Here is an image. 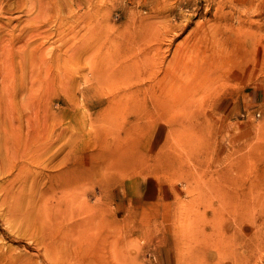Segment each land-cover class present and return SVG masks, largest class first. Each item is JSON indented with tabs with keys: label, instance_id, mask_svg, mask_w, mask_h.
Returning a JSON list of instances; mask_svg holds the SVG:
<instances>
[{
	"label": "rangeland",
	"instance_id": "rangeland-1",
	"mask_svg": "<svg viewBox=\"0 0 264 264\" xmlns=\"http://www.w3.org/2000/svg\"><path fill=\"white\" fill-rule=\"evenodd\" d=\"M263 125L264 0H0V264H264Z\"/></svg>",
	"mask_w": 264,
	"mask_h": 264
},
{
	"label": "bare ground",
	"instance_id": "bare-ground-1",
	"mask_svg": "<svg viewBox=\"0 0 264 264\" xmlns=\"http://www.w3.org/2000/svg\"><path fill=\"white\" fill-rule=\"evenodd\" d=\"M160 2V1H159ZM162 2V1H161ZM161 7V6H160ZM163 7V6H162ZM161 7V8H162ZM156 11H158V10H156ZM160 12V11H159ZM149 13V12H148ZM153 15V14H152ZM149 17V16H148ZM147 17V18H148ZM156 17V16H155ZM149 19V18H148ZM152 19V18H151ZM153 20V19H152ZM151 20V21H152ZM171 22H168L167 23V25H169ZM185 24V23H184ZM167 28V27H166ZM169 29V28H168ZM180 29H181V27H180ZM165 30H167V29H165L164 28V31ZM169 31H170V29H169ZM192 31V30H191ZM166 32V31H165ZM149 33V32H148ZM169 33V32H168ZM180 33L178 32V34H174V37H177V35H179ZM193 34V33H192ZM155 36V35H154ZM157 36H158V34H157ZM164 36H165V34H164ZM159 37V36H158ZM161 37V36H160ZM172 37V36H171ZM163 38H161V40H162ZM166 40V39H165ZM168 40V39H167ZM168 42H170V41H168ZM172 42V41H171ZM164 44V43H163ZM205 44L206 45H210V42H208V41H205ZM192 47L191 48H193V44L191 45ZM164 47V46H163ZM198 49H200V47H198ZM207 49V48H206ZM206 49H204V50H206ZM153 50V48H150L148 51H147V53H145L146 55H147V57H149V53L151 54V51ZM137 56V55H136ZM143 56V55H142ZM140 57V56H139ZM135 59H136V57H135ZM137 59H138V57H137ZM141 59V58H140ZM150 60V59H149ZM135 61V60H134ZM164 61V60H163ZM138 62H139V59H138ZM195 67V66H194ZM188 70V69H187ZM194 72H192V73H190V69L188 70V73L186 74V76L187 75H189V76H191V74H193ZM152 74H153V72H152ZM156 76H158V75H156ZM168 76H170V79H172V82H171V80L168 82V83H170L171 82V87L173 88V80H175V77L173 76V77H171V75L167 72H165V74H164V77H162V75L159 77V78H157V80L155 79V80H153L152 82H149L150 84L149 85H147V89H148V91H150L151 89H153V88H158V89H160V90H164L163 92H165V90L167 89L166 88V83L167 82H165V81H167V80H165L164 81V78L166 77H168ZM193 76V75H192ZM169 78V77H168ZM159 79V80H158ZM163 79V80H162ZM175 82H176V80H175ZM163 86V87H162ZM174 86H175V89H172L171 90V94H166V95H177V85L176 84H174ZM170 87V88H171ZM190 87H192V86H190ZM183 88V87H182ZM195 88V87H194ZM192 88V89H188V91H187V93H188V95H193V93L195 94L197 91H196V89L197 88ZM139 89V88H138ZM138 89H134V91L133 92H138V91H140V90H138ZM136 90H138V91H136ZM196 92H195V91ZM144 91H146V88L144 89ZM170 91V90H169ZM147 92V91H146ZM167 92H168V90H167ZM134 93V94H135ZM150 93H151V91H150ZM173 93V94H172ZM181 93V92H180ZM137 94V93H136ZM162 95H165V93L164 94H162ZM163 97V96H162ZM168 97V96H167ZM172 98V97H171ZM173 99V98H172ZM176 99V98H175ZM163 100H165L164 98H163ZM174 100V99H173ZM183 100H184V98H183ZM182 100V101H183ZM174 102V101H173ZM159 103H161V102H158V104ZM164 103V104H163ZM145 104V103H144ZM174 105H175V103H173ZM173 104H170V106L169 107H167V104H165V101L164 102H162L161 104H159V106H160V109L162 110L164 107H165V109H163L162 111H166L167 110V112H165V119H167V122H168V124L170 125V127H172V129H170V130H168V132H166V134H165V136H164V138L162 139V141L160 142V144L158 145V144H156V145H153V146H147V143L146 144H144L146 141L144 140V139H142V137H143V135H141L140 134V131L141 130H138L137 131V129L135 130V132H134V130H132L133 132H132V134H135V137L137 138V140L139 141V142H141V143H143V147L142 148H147L148 147V149H149V152H150V160L151 161H149V159H147V157H145L144 155H143V153L141 152V154L140 155H137V157H136V159H134V158H132L134 161V164H136L137 163V166H139V165H142L143 163L145 164H148V162H151V165L152 166H154L155 168H165L164 170L166 171V169H169V171H171V169H170V167L171 168H173V166H176L175 164H179V161L177 160V158H178V156H179V154L178 153H176V150H175V148H177V146H181L182 148H184V149H187V153L188 152H192V151H195V149L196 148H194L193 147V145L195 144V143H193L192 141H190L191 140V136H193V135H191V136H189V134L183 129L181 132L180 131H178V133H176V125L178 124V122H177V114H174L173 113V111H175L174 110V105ZM177 105V104H176ZM147 105H144L143 106V103H142V108H140V112L141 111H145V108H147L146 107ZM153 106V105H152ZM154 107V106H153ZM182 107V106H181ZM144 108V109H143ZM167 108V109H166ZM184 108H186L185 106H184ZM182 109V108H181ZM190 110V109H189ZM155 111H156V109H155ZM181 111V110H180ZM192 111V110H191ZM194 111V110H193ZM183 113V112H182ZM164 114V113H163ZM179 114V113H178ZM184 114V113H183ZM160 115V114H159ZM173 115H176L175 116V118H173ZM187 117V116H186ZM189 117V116H188ZM183 119H185V117L183 118ZM182 119V120H183ZM189 120V119H188ZM183 122V121H182ZM177 123V124H176ZM192 123V122H191ZM200 123V122H199ZM142 124V123H141ZM187 125H188V122L186 123ZM197 124V123H196ZM202 124V123H201ZM200 124V126H202ZM136 125H138V124H136ZM145 125V124H144ZM178 125H180V124H178ZM140 127H141V125H139ZM198 126V125H197ZM264 126V125H263ZM140 127H138V128H140ZM182 127V126H181ZM190 127V126H189ZM136 128H137V126H136ZM142 128V127H141ZM199 128V127H198ZM188 129L189 128H187V131H188ZM194 129H196L197 130V128H194ZM181 130V129H180ZM137 131V132H136ZM203 131V130H202ZM190 132V131H189ZM192 132H194V131H192ZM174 133H175V135L177 136V138L175 137V135H174ZM199 133V132H198ZM202 133V132H201ZM201 133H200V135L199 136H201ZM173 137H172V136ZM198 135H196V137H197ZM198 136V137H199ZM174 137L176 138L175 139V141L173 140L174 139ZM201 138V137H200ZM136 140V139H135ZM193 140V139H192ZM196 140V139H195ZM195 140H193V141H195ZM134 141V140H133ZM196 141H198V140H196ZM137 142V141H136ZM154 142V141H153ZM184 142V143H183ZM263 142V141H262ZM139 144V143H138ZM187 145L189 146V148L187 147ZM261 145V144H260ZM256 146V145H255ZM118 149H120V147L118 148ZM242 150V149H241ZM119 151H121V149L119 150ZM118 151V152H119ZM143 152H144V150H142ZM240 152V151H239ZM145 153V152H144ZM177 156H176V155ZM181 154V153H180ZM145 155H147V153H145ZM242 155V154H241ZM180 157V156H179ZM250 157H251V155H250ZM131 159V160H132ZM176 160L178 161V162H176ZM182 160V159H181ZM245 160V159H244ZM241 161V160H240ZM249 161V160H248ZM107 163H109V162H107ZM111 163V162H110ZM132 163V162H131ZM181 163H182V161H181ZM180 163V164H181ZM237 163V162H236ZM236 166H237V164H235ZM134 166V165H133ZM177 167V166H176ZM240 168V167H239ZM245 168V167H244ZM246 168H247V166H246ZM161 169H158V170H161ZM174 169V168H173ZM182 169V168H181ZM180 169V170H181ZM241 169V168H240ZM153 170V169H152ZM157 170V171H158ZM159 171L160 173H165V171ZM169 171L167 172V173H169ZM158 173V172H157ZM166 173V174H167ZM38 178V177H37ZM39 178H41V177H39ZM186 178V177H185ZM183 179H184V177H183ZM40 180V179H39ZM38 180V181H39ZM185 180V179H184ZM167 181V180H166ZM187 180H185V182H186ZM65 184V183H64ZM64 184H60V186L59 187H61V189H62V191H64V189H65V187H64ZM36 185H38L37 183H36ZM184 185V184H183ZM189 185H191V184H189ZM65 186H66V184H65ZM191 187H193L192 185H191ZM43 188V187H42ZM188 188H190V187H188ZM47 190H46V192L48 191V190H50V187L49 188H46ZM58 188L57 187H54L53 189H52V191H53V193L54 192H59L58 190H57ZM39 190H41L40 188H39ZM52 191H51V193H52ZM61 191V192H62ZM63 193V195L65 194V192H62ZM222 193V192H221ZM61 195V194H60ZM59 195V196H60ZM221 195V198H219V204H221V203H224L225 202V198H224V195L223 194H220ZM41 196V195H40ZM44 197H45V194L43 195ZM57 197L56 198V200H57V202L58 203H60L61 201L60 200H62L63 199V196H60V197ZM44 197H42L43 199H44ZM51 204H53V202H51ZM189 204V203H188ZM43 205L44 204H37V206H36V208H37V210L38 211H40L42 208L41 207H43ZM186 211H184L183 212V216H181L183 219H182V221L183 222H187V220L188 219H194V217L195 216H198L195 212H196V209L194 208V207H192L191 206V208L190 207H188L187 206V208L185 209ZM214 216H216V215H214ZM198 218V217H197ZM196 218V219H197ZM183 235H184V233H183ZM210 239V236H207V241ZM12 251V250H11ZM13 252V251H12ZM41 251L40 250H38V255L39 256H41V253H40ZM186 252H189L190 254H192L191 253V251H186ZM21 254V253H20ZM15 255V254H14ZM14 255H8V256H5L4 257V261L6 262V264H20V262H19V259H20V261H22V258L19 256V258L17 259V256H14ZM25 256V255H24ZM23 256V257H24ZM48 264H56L53 260H52V262H50V263H48Z\"/></svg>",
	"mask_w": 264,
	"mask_h": 264
}]
</instances>
